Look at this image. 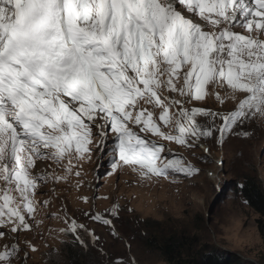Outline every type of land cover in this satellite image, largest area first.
<instances>
[{
	"label": "snow or ice",
	"instance_id": "1",
	"mask_svg": "<svg viewBox=\"0 0 264 264\" xmlns=\"http://www.w3.org/2000/svg\"><path fill=\"white\" fill-rule=\"evenodd\" d=\"M260 129L264 0H0V264H28L48 220L50 233L106 256L92 225L123 240L125 215L139 225L138 208L178 204L182 186H198L197 149L222 169L213 146ZM92 163L96 194L74 198L88 207L65 197L55 208L59 187L79 192ZM225 234L258 239L238 221Z\"/></svg>",
	"mask_w": 264,
	"mask_h": 264
},
{
	"label": "rangeland",
	"instance_id": "2",
	"mask_svg": "<svg viewBox=\"0 0 264 264\" xmlns=\"http://www.w3.org/2000/svg\"><path fill=\"white\" fill-rule=\"evenodd\" d=\"M228 106L231 107V104ZM172 147L176 150L175 145ZM184 155L193 159L188 152H184ZM204 155L202 150H196L194 162L204 169V175L198 177V186H182L183 198L180 203L164 201L155 211L138 208L137 215L141 216L143 221L148 219L162 222L167 228L188 229L218 248L236 252L245 264H259V259L264 256V238L258 227L260 215L248 204L243 203L245 199L240 186L245 175L249 174L256 176L264 187V129L257 130L255 137L248 140L233 137L222 150L214 145L212 156L216 160L223 158L222 169L201 160L200 157ZM96 168L97 163L86 165L85 183L79 192L61 185L58 189L60 199L55 201L54 207H60L66 197L73 211L77 207L87 208L88 206L84 204L77 205L74 198L77 195L93 197L96 194L95 190L98 187L94 171ZM209 171H216L217 178H209L207 175ZM124 179L130 180L132 177H124ZM103 183L105 187L100 188L101 195L108 192L112 181L106 177ZM166 187H168L167 184ZM45 191L47 192V189ZM40 199H47V196H41ZM96 203L101 209L109 206V202L106 201H96ZM81 220L87 222L82 216ZM236 221L239 222L241 234L250 228H255L258 237L255 243L245 245L228 239L225 234L226 229ZM92 226L97 229V234L102 238L106 256L99 255L94 249H83L73 243L70 236H60L54 231L50 233L48 229L56 228L57 223L54 220H48L46 226L31 237L38 251L30 254L28 264H51L53 258H56L59 264H70L67 254L69 248L81 253L82 257H85L86 264H98V262L106 264L110 258H126L132 255L136 256L139 264H167L158 252L145 248L141 237L148 228L143 223L136 224L133 217L125 215L124 222L118 225L124 236L123 240H114L107 228ZM40 233L43 235L41 236ZM126 241L132 245L131 252L125 246Z\"/></svg>",
	"mask_w": 264,
	"mask_h": 264
},
{
	"label": "trees",
	"instance_id": "3",
	"mask_svg": "<svg viewBox=\"0 0 264 264\" xmlns=\"http://www.w3.org/2000/svg\"><path fill=\"white\" fill-rule=\"evenodd\" d=\"M242 185L244 199L260 215L258 227L264 238V187L256 176L249 174ZM142 223L148 228L147 235L141 237L145 248L158 252L167 264H245L236 252L218 248L188 229L167 228L162 222L148 219ZM67 254L70 264H86L81 253L69 248ZM259 264H264V256Z\"/></svg>",
	"mask_w": 264,
	"mask_h": 264
}]
</instances>
